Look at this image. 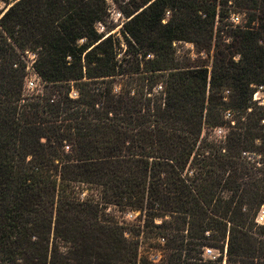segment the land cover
Instances as JSON below:
<instances>
[{
    "label": "trees",
    "instance_id": "16d2710c",
    "mask_svg": "<svg viewBox=\"0 0 264 264\" xmlns=\"http://www.w3.org/2000/svg\"><path fill=\"white\" fill-rule=\"evenodd\" d=\"M229 1L129 0L118 59L105 0H0V264H152L112 207L160 264H264V0H232L248 18L220 36ZM174 41L211 71L178 68Z\"/></svg>",
    "mask_w": 264,
    "mask_h": 264
},
{
    "label": "rangeland",
    "instance_id": "374dc122",
    "mask_svg": "<svg viewBox=\"0 0 264 264\" xmlns=\"http://www.w3.org/2000/svg\"><path fill=\"white\" fill-rule=\"evenodd\" d=\"M219 0H217L218 2ZM106 4V18H105V24L104 26L98 24L96 25V30L98 33H106L108 30H110V33H108L106 36L109 34L113 35V39L119 43L117 46V53H118V59L122 58H128L129 56H126V51L129 50L128 44L121 34V31L123 29V25L128 21L126 17L121 13V9L123 10H128L130 8L129 6V0H117V2H114L113 0H105ZM218 11L225 15L221 18H219V22L216 21L215 23V28H214V33L217 35H222V33H218L220 29H229V28H234V24L231 22L230 18L232 15L239 16L241 18V23L239 26H243L245 23L246 19L248 18L247 15H245L242 10L237 9L234 7L232 4V0L228 2L227 5H218L217 6ZM0 9H7L4 7V4L0 3ZM220 9V10H219ZM168 13V14H167ZM172 15L171 11L165 12L163 20L166 22ZM162 23V24H165ZM218 39V37H217ZM224 42H228L226 38L223 39ZM172 49L174 50V62L176 63L177 67L180 69H185V68H195L198 66H205L208 69V72L211 71L212 68V62H213V51L210 49L209 51L206 52H198L197 48L192 44L188 42H183V41H174L172 43ZM31 53L27 54V58H24V61L26 65H31ZM153 56L147 55L145 58L143 57H137L136 60H133L134 64L138 65L140 63V68L146 67L145 62L148 60H152ZM122 64L125 67H128V65H131L130 60H123ZM32 71H29L27 73V81H31L32 78ZM37 83V82H36ZM41 86L38 84L36 87L35 86H29L27 85V88H25L26 93H31L33 90L36 88H40ZM255 93L253 95V101L258 103L260 106L264 107V87H257L255 88ZM72 96H75V92L72 91ZM216 135H219L218 132H216ZM221 135V134H220ZM84 194L89 195L90 191L86 192L84 191ZM83 194V195H84ZM82 195V196H83ZM264 209V207L262 208ZM106 213L111 218H114V221L118 222L120 226H122L125 231H126V236L134 241L138 247V253L140 254L139 256L141 257H151L156 261H159L158 263L163 260L168 255L167 251L162 250V246L159 245V242L154 238H149L146 239L142 236H138V225H139V218H138V211H130V210H121L119 208H109ZM261 223V221H258ZM211 250V249H210ZM213 255H210L209 257H204V259H210V260H215L219 257V254L217 251L212 250ZM197 257L199 256L198 254L196 255ZM225 260V259H224ZM223 264H226L223 261Z\"/></svg>",
    "mask_w": 264,
    "mask_h": 264
},
{
    "label": "built area",
    "instance_id": "2783aa9c",
    "mask_svg": "<svg viewBox=\"0 0 264 264\" xmlns=\"http://www.w3.org/2000/svg\"><path fill=\"white\" fill-rule=\"evenodd\" d=\"M168 14V13H167ZM230 20H231V22L234 24V26L236 27V26H239L240 25V23H241V18L239 17V16H235V15H232L231 16V18H230ZM165 21L164 20H162V23H164ZM27 54H29V53H27ZM31 56H32V59H31V65H28V66H26V72L28 73L29 71H32V80L31 81H27V78H28V76L26 75V79H25V88H27V85H29V86H37L38 84H39V78H38V76L34 73V71H33V67H32V65H33V63H34V61H35V58H36V55L35 54H33V53H31ZM37 82V83H36ZM262 103H264V101H262ZM257 220L258 221H261V222H263V220H264V209H262L261 211H260V213H259V216H258V218H257ZM214 253H213V251L212 250H210V249H208V248H205L204 249V252H203V257H209L210 255H213ZM148 258V260L152 263V264H159L158 262L159 261H156V260H154L153 258H151V257H147Z\"/></svg>",
    "mask_w": 264,
    "mask_h": 264
}]
</instances>
